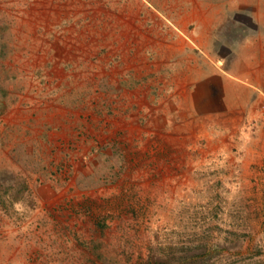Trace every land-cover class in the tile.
Returning <instances> with one entry per match:
<instances>
[{"label":"rangeland","instance_id":"rangeland-1","mask_svg":"<svg viewBox=\"0 0 264 264\" xmlns=\"http://www.w3.org/2000/svg\"><path fill=\"white\" fill-rule=\"evenodd\" d=\"M233 1L0 0V264H264V95L174 27L252 34Z\"/></svg>","mask_w":264,"mask_h":264},{"label":"crops","instance_id":"crops-1","mask_svg":"<svg viewBox=\"0 0 264 264\" xmlns=\"http://www.w3.org/2000/svg\"><path fill=\"white\" fill-rule=\"evenodd\" d=\"M205 4L216 5L211 1ZM248 7L249 15L256 27L252 34L245 36L243 33L237 39L234 37L235 40H232L230 35L222 38L215 34L218 27L213 16L217 12L211 10L208 14V8L204 13L201 8L199 9L200 21L198 23L195 18L193 22L196 24L192 29L186 25L181 27L174 25L179 33L175 35L182 44V50L188 51L191 55L189 58L194 60L197 78L202 77L199 64L202 54L208 58L209 63L204 59L207 64L205 73L209 74V81L214 84L211 87L213 91L211 94L228 109L245 108V104L250 103L254 94L260 92L264 95V15L261 18V14L264 13V0H235L233 6L228 7L225 13L236 15ZM218 40H222L223 45L229 44L228 61L223 62L224 58L221 56L212 55Z\"/></svg>","mask_w":264,"mask_h":264}]
</instances>
